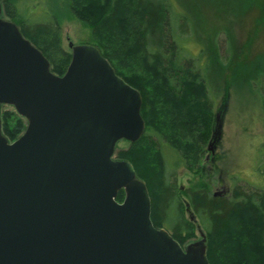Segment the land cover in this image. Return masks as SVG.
<instances>
[{"label": "water", "instance_id": "95a60500", "mask_svg": "<svg viewBox=\"0 0 264 264\" xmlns=\"http://www.w3.org/2000/svg\"><path fill=\"white\" fill-rule=\"evenodd\" d=\"M2 11L0 0V264H210L190 206L202 241L184 250L154 227L133 166L114 161L120 141L145 132L139 91L93 45L70 43L72 62L57 77ZM3 106L27 122L13 144Z\"/></svg>", "mask_w": 264, "mask_h": 264}, {"label": "trees", "instance_id": "16d2710c", "mask_svg": "<svg viewBox=\"0 0 264 264\" xmlns=\"http://www.w3.org/2000/svg\"><path fill=\"white\" fill-rule=\"evenodd\" d=\"M1 3L6 16L14 20L22 36L50 61L51 72L57 77L65 76L72 62V52L67 53L62 49L60 42L63 29L62 17H75L88 24L95 35L98 34V37L93 39L92 45L97 47L103 58L109 61L116 75L139 91L143 103L140 114L146 128L142 139L130 144V154L129 152L119 154L117 158L120 155L125 156L122 160L130 163L137 178L146 183L151 198V217L154 227L171 228L173 230L171 236L182 246L197 227L196 225L194 227V223L190 220L185 219V205L177 189L180 170H188L190 165L189 155L185 154L178 145L182 141L178 133L176 136L179 138L174 141L170 140L173 138L171 133L169 136L164 133L167 126L160 123V117L169 120L171 128H175L178 123L176 132L180 131V127L184 129L189 125L186 119L187 113L192 124L196 126L199 123L204 124L206 132L194 135L196 137L194 150L200 151L211 136L213 104L209 100V89L205 80L196 69L194 62L184 61L181 55L182 49L177 42L171 21V1L51 0L48 10H45L46 17L43 19H37L34 15L39 5L33 6L32 15H27L26 2L1 0ZM125 7L131 12L125 38L119 40L107 38L104 43L98 41L100 28L106 24L117 26L119 20L117 15ZM97 22L100 25H96ZM123 65L133 66L131 77L122 73ZM155 98L162 104L156 101L158 105H153ZM192 103L193 108H197L198 114L192 112ZM1 120L3 136L10 142H15L26 133L27 122L17 113L4 112ZM143 144L150 145L153 150L157 149L161 159L159 170L161 173L152 175L149 183L143 179L138 161L133 156L135 149ZM166 151L169 159L172 156L170 161L166 158ZM203 177L204 184L196 190L187 191L185 196L189 200L190 209L199 217V225L203 232L205 230L210 238H216L222 234L231 235L234 231L236 241L247 243V249L244 246V251L239 257L233 256L234 264H264V189L238 187L232 196L213 197L210 190L216 182L214 171L203 170ZM123 195L124 191L119 193L118 202L124 199ZM242 215L249 216L246 220L253 226L240 221ZM206 250L210 264H229L230 251H224L221 255L213 248L210 240L206 243Z\"/></svg>", "mask_w": 264, "mask_h": 264}, {"label": "rangeland", "instance_id": "374dc122", "mask_svg": "<svg viewBox=\"0 0 264 264\" xmlns=\"http://www.w3.org/2000/svg\"><path fill=\"white\" fill-rule=\"evenodd\" d=\"M21 1L26 2L27 8L24 10L27 15H32L33 6L39 5L34 15L37 19H43L46 17L45 10H48L51 0ZM170 1L171 21L177 35V42L182 49L181 55L184 61L194 62L196 69L205 80L209 89V100L213 104L211 136L200 151L194 150L196 148L194 135L206 132L204 124L199 123L197 126L192 124L187 113L186 119L189 125L184 129L180 127V131L176 132L178 123L175 128H171V122L160 117V123L167 126L164 133L168 136L171 133L173 136L172 139L170 138L171 141L177 140L176 133H178L181 137L178 138L182 139L178 145L182 147L185 154L189 155L188 170L181 169L177 179V189L185 205L184 216L189 221L191 216L187 212V206L190 204L185 197L186 192L196 190L204 184L203 170L205 169L214 171L216 182L210 190L213 197L232 196L238 187L264 189V0ZM130 14L126 7L120 10L117 15L119 18L117 26L105 23L106 25L100 28L98 41L104 43L107 38L113 40L125 38ZM1 17L6 22L14 23L12 18L6 16L4 6ZM62 18L63 29L60 42L62 49L67 53L72 52L69 48L70 43L75 46H91L93 39L98 37V34L95 35L85 22L75 17ZM95 24L100 25L98 22ZM122 67L124 69L122 73L131 77L133 66L123 65ZM156 101L162 104L155 98L153 105H158ZM193 105L192 103V112L198 114L197 108L194 109ZM1 109L2 114L17 113L15 108L9 106H3ZM215 134L219 140L214 145V153H211L209 147ZM7 141L11 144L16 142H10L8 139ZM130 147L129 142L120 141L115 149L114 161H125L122 160L125 156L120 155L117 158V155L129 152ZM156 150L148 144H143L133 152L143 179L148 183L152 180L150 178L152 175L161 173L159 171L161 159ZM165 154L170 161L172 156L169 159L167 151ZM151 183L155 185L153 181ZM123 196L124 199L119 201L120 204L126 199L125 192ZM190 212L196 216L200 224V219L195 212L192 209ZM246 219H249V216L240 217V221H245L246 225H252ZM193 225L195 227L196 224ZM163 230L170 235L173 234L171 228ZM204 232L207 238L206 243L210 240L213 248L221 255L224 251L231 252L229 264H234L233 256L239 257L244 251L243 247L246 248L247 243L234 239L236 237L234 231L231 235L222 234L216 238H210L207 231L204 230ZM201 241L198 228L195 227L192 236L185 240L182 248L186 250L189 246Z\"/></svg>", "mask_w": 264, "mask_h": 264}]
</instances>
